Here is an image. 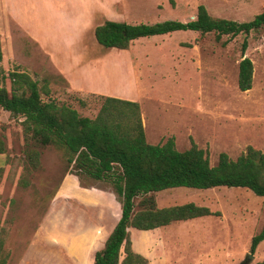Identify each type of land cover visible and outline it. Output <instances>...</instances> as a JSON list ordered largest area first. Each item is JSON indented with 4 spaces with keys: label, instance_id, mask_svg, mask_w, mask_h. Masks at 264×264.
<instances>
[{
    "label": "rangeland",
    "instance_id": "374dc122",
    "mask_svg": "<svg viewBox=\"0 0 264 264\" xmlns=\"http://www.w3.org/2000/svg\"><path fill=\"white\" fill-rule=\"evenodd\" d=\"M78 1L0 0V84L7 91L8 74L19 70L39 85L47 78L50 92L42 98L80 115L96 114L98 95L137 101L147 142L173 136L176 148L184 150L193 141L210 165L220 152L235 159L248 145L264 151V27L246 37L243 55L253 66L246 91L237 87L243 34L216 41L213 33L178 30L140 37L127 49L104 47L93 34L106 19L187 21L200 4L213 17L249 21L264 11V0H81L94 16L80 33L71 20ZM21 120L0 107L5 147L0 154V238L9 254L7 264H18L44 217L66 211L70 217L105 215L116 223L120 215L109 182L68 173L61 149L37 146L39 166L33 168L26 160ZM154 197L158 207L193 202L219 215L173 222L148 233L132 229L133 246L147 253V264H254L264 259V240L250 251L251 237L264 223V197L226 186L174 187ZM247 253L254 255L249 263Z\"/></svg>",
    "mask_w": 264,
    "mask_h": 264
},
{
    "label": "trees",
    "instance_id": "16d2710c",
    "mask_svg": "<svg viewBox=\"0 0 264 264\" xmlns=\"http://www.w3.org/2000/svg\"><path fill=\"white\" fill-rule=\"evenodd\" d=\"M264 27V11L249 21L211 16L204 5L197 6L194 18L187 21L164 20L155 23H126L104 20L95 26L94 38L104 47L127 49L140 37L173 31L213 33L216 41L223 35L243 34L238 62L237 87L250 89L253 66L243 57L247 36ZM2 49L0 46V72ZM10 90L0 84V107L20 116L25 156L33 167L39 166L37 146L52 145L65 155L66 171L94 180H106L120 203V215L102 248L93 254L94 264H147L148 260L132 248L129 228L152 230L206 215H219L208 207L186 202L158 207L154 193L174 187L208 189L219 186L241 187L264 197V151L248 145L235 159L220 152L210 165L203 149L193 141L178 150L174 137L151 144L146 141L140 105L137 101L98 95L99 107L93 117L80 115L76 109L44 100L50 92L48 79L42 83L24 71L8 74ZM83 104V101H80ZM5 150L0 137V154ZM264 240V223L251 237L250 251ZM9 254L0 238V264H7ZM238 264H243L240 262ZM254 264H264V259Z\"/></svg>",
    "mask_w": 264,
    "mask_h": 264
},
{
    "label": "crops",
    "instance_id": "0c3cea01",
    "mask_svg": "<svg viewBox=\"0 0 264 264\" xmlns=\"http://www.w3.org/2000/svg\"><path fill=\"white\" fill-rule=\"evenodd\" d=\"M74 9L76 15L71 20L74 28L80 33L84 31L89 16H94V10L90 11L89 7L85 6L81 0L78 1ZM39 44L47 52V46L43 42H39ZM47 56L49 58V55ZM84 61L77 64H82ZM53 66L58 71L60 70V67ZM59 73L65 77L60 71ZM67 81L73 88L69 78ZM60 215L62 216L42 219L18 264L35 261L36 264H94V252L103 247L105 239L115 223H110V218H106L105 215L95 217L79 213L76 217H70L66 216V211L61 212ZM132 229L138 233H148L158 228L152 230L129 228V231ZM131 241L133 250L146 257L147 253L141 248H135L132 239Z\"/></svg>",
    "mask_w": 264,
    "mask_h": 264
},
{
    "label": "water",
    "instance_id": "95a60500",
    "mask_svg": "<svg viewBox=\"0 0 264 264\" xmlns=\"http://www.w3.org/2000/svg\"><path fill=\"white\" fill-rule=\"evenodd\" d=\"M243 57H245V56H243ZM246 257H247L246 263H249L252 260V258L254 257V255L252 253H247Z\"/></svg>",
    "mask_w": 264,
    "mask_h": 264
}]
</instances>
